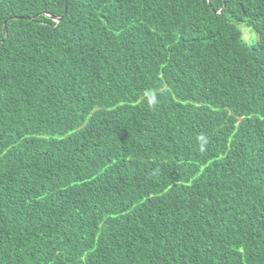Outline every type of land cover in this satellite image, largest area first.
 I'll use <instances>...</instances> for the list:
<instances>
[{
    "label": "trees",
    "instance_id": "obj_1",
    "mask_svg": "<svg viewBox=\"0 0 264 264\" xmlns=\"http://www.w3.org/2000/svg\"><path fill=\"white\" fill-rule=\"evenodd\" d=\"M0 264H264V0H0Z\"/></svg>",
    "mask_w": 264,
    "mask_h": 264
},
{
    "label": "water",
    "instance_id": "obj_2",
    "mask_svg": "<svg viewBox=\"0 0 264 264\" xmlns=\"http://www.w3.org/2000/svg\"><path fill=\"white\" fill-rule=\"evenodd\" d=\"M210 1V0H209ZM67 13V7L65 6V14ZM62 17L56 18L57 21H60ZM4 32L6 33V28H4Z\"/></svg>",
    "mask_w": 264,
    "mask_h": 264
},
{
    "label": "rangeland",
    "instance_id": "obj_3",
    "mask_svg": "<svg viewBox=\"0 0 264 264\" xmlns=\"http://www.w3.org/2000/svg\"><path fill=\"white\" fill-rule=\"evenodd\" d=\"M252 35H253V36H252V38H254L255 36H254V34H253V33H252ZM246 38L248 39V38H249V36H248V35H246Z\"/></svg>",
    "mask_w": 264,
    "mask_h": 264
}]
</instances>
